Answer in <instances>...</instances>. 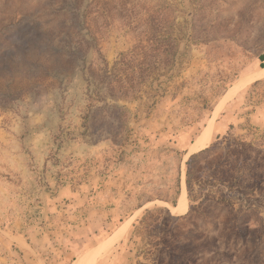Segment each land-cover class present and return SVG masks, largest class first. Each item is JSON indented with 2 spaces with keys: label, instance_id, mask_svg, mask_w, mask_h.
<instances>
[{
  "label": "rangeland",
  "instance_id": "obj_1",
  "mask_svg": "<svg viewBox=\"0 0 264 264\" xmlns=\"http://www.w3.org/2000/svg\"><path fill=\"white\" fill-rule=\"evenodd\" d=\"M262 55L264 0H0V264H264Z\"/></svg>",
  "mask_w": 264,
  "mask_h": 264
},
{
  "label": "bare ground",
  "instance_id": "obj_2",
  "mask_svg": "<svg viewBox=\"0 0 264 264\" xmlns=\"http://www.w3.org/2000/svg\"><path fill=\"white\" fill-rule=\"evenodd\" d=\"M260 76H264V68L261 70ZM211 134H212V126H209L203 133L202 137L194 144L193 146L194 150L197 152L204 150L208 145ZM186 210H187V203L186 200L183 199L179 205V211L184 213L186 212Z\"/></svg>",
  "mask_w": 264,
  "mask_h": 264
},
{
  "label": "trees",
  "instance_id": "obj_3",
  "mask_svg": "<svg viewBox=\"0 0 264 264\" xmlns=\"http://www.w3.org/2000/svg\"><path fill=\"white\" fill-rule=\"evenodd\" d=\"M260 61H261V68H264V55H262L260 57ZM205 152V151H204ZM193 158V157H192ZM173 204L175 205V203L173 202Z\"/></svg>",
  "mask_w": 264,
  "mask_h": 264
}]
</instances>
